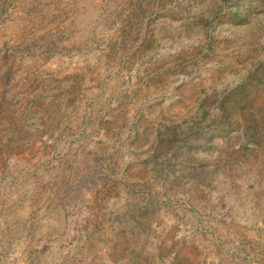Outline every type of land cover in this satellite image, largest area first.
Instances as JSON below:
<instances>
[{
  "label": "rangeland",
  "instance_id": "374dc122",
  "mask_svg": "<svg viewBox=\"0 0 264 264\" xmlns=\"http://www.w3.org/2000/svg\"><path fill=\"white\" fill-rule=\"evenodd\" d=\"M0 264H264V0H0Z\"/></svg>",
  "mask_w": 264,
  "mask_h": 264
}]
</instances>
